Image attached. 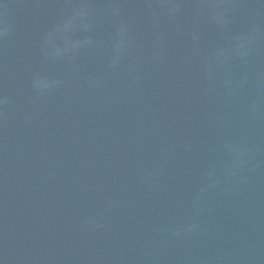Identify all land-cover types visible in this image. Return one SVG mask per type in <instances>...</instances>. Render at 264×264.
<instances>
[{
    "label": "water",
    "instance_id": "obj_1",
    "mask_svg": "<svg viewBox=\"0 0 264 264\" xmlns=\"http://www.w3.org/2000/svg\"><path fill=\"white\" fill-rule=\"evenodd\" d=\"M0 27V264H264V0H0Z\"/></svg>",
    "mask_w": 264,
    "mask_h": 264
},
{
    "label": "clouds",
    "instance_id": "obj_2",
    "mask_svg": "<svg viewBox=\"0 0 264 264\" xmlns=\"http://www.w3.org/2000/svg\"><path fill=\"white\" fill-rule=\"evenodd\" d=\"M213 7H215L216 5H212ZM77 15H80V13H77ZM7 29L5 27H0V36H3L6 33ZM249 42H251V40H249ZM123 47V41H120L119 44L117 45V51H119V49ZM241 48L245 47V44H241L240 45ZM246 54V53H245ZM256 107H258V105H254L253 106V111L256 110ZM237 155H239V152H237Z\"/></svg>",
    "mask_w": 264,
    "mask_h": 264
}]
</instances>
